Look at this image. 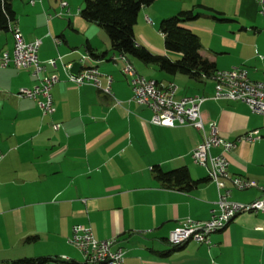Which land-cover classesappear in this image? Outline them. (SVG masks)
<instances>
[{
  "label": "crops",
  "instance_id": "crops-1",
  "mask_svg": "<svg viewBox=\"0 0 264 264\" xmlns=\"http://www.w3.org/2000/svg\"><path fill=\"white\" fill-rule=\"evenodd\" d=\"M11 6L15 18L9 26L15 25L26 41L40 39L38 60L56 55L64 64L87 59L80 68L94 64L100 86L108 85L109 92L67 81V69L56 59L45 70L57 76L49 89L53 110L41 113L34 99L14 94L18 86L37 82L30 67L0 65V264L38 255L54 258L44 264H83L80 252L67 241L75 223L89 225L96 238L115 236L112 248H121V264H264V212L259 211L237 213L209 233L207 244L189 240L172 249L166 235L179 219L203 220L216 207L214 183L190 157L199 131L149 121L150 110L130 98L118 52L110 49L96 23L79 16L81 5L71 11L67 3L68 12L59 17L48 16L63 11L50 0H11ZM185 9L196 15L180 25L196 34L199 54L217 71L243 66L249 79L264 78V14L255 0H152L139 7L132 26L135 41L176 58L177 52L164 49L157 23ZM13 31L0 30V55H10ZM85 44L103 52L102 57H89ZM125 58L144 79L175 83V97L206 96L199 105L202 122H214L221 136L233 139L256 130L258 138L239 141L224 152L228 173L252 185L239 190L224 179V186L233 200L261 195L264 114L250 111L242 101L210 98V77L198 81ZM210 151L216 154L220 148ZM153 165L162 170L185 166L197 182L188 190L161 186ZM29 235L35 238L25 241Z\"/></svg>",
  "mask_w": 264,
  "mask_h": 264
},
{
  "label": "built area",
  "instance_id": "built-area-1",
  "mask_svg": "<svg viewBox=\"0 0 264 264\" xmlns=\"http://www.w3.org/2000/svg\"><path fill=\"white\" fill-rule=\"evenodd\" d=\"M32 0H30L31 2ZM258 12L264 14V0H255ZM62 10L54 11L48 16H61L68 12L66 0L58 1ZM14 37H12V48L10 55L2 52L0 65L13 64L16 68L30 67V75L36 79L31 86H18L15 95L32 98L35 100L41 113H50L53 110L50 86L57 80L53 72H45L46 68L54 67L55 60L60 56L49 57L44 61L37 59L36 51L40 43L39 38L26 41L22 38L18 28L14 26ZM54 41L57 38L53 37ZM84 57V55L82 56ZM114 58V57H112ZM118 58L123 61L121 72L127 77L131 89V99L142 106L147 107L151 114V123L173 126L189 125L197 129L200 139L192 147L190 157L192 161L202 167L206 177L211 180L217 190L215 208L210 210L209 216L203 220L183 217L168 230L166 242L170 245H180L192 240L198 243L207 244L210 232L217 230L218 225H224V218H232L243 211L264 212V186H260L261 195L250 201H238L229 197V191L224 186V179H227L235 189H246L252 185L251 181L239 175L229 174L227 171V159L224 152L231 150L239 141H251L259 137L256 130H248L233 139L221 136L214 122L204 124L199 112L200 103L206 98L200 94L174 96L176 84L170 81H161L154 78L144 79L125 59L119 54ZM63 69L67 64L61 62ZM221 80L230 83V90L227 92L212 91L209 96L213 99H230L242 101L250 111L264 114V78L252 80L246 75L243 66H231L227 69H219ZM98 70L94 64L82 66L76 73L66 71V80L73 84L90 83L103 92L108 93V85L100 86ZM107 82L109 81V76ZM56 128L58 123H52ZM212 147H219L218 153H212ZM115 236L96 238L89 225L75 223L70 227L67 241L74 245L80 252L83 264H121L123 261L120 247L112 248L115 243Z\"/></svg>",
  "mask_w": 264,
  "mask_h": 264
},
{
  "label": "trees",
  "instance_id": "trees-1",
  "mask_svg": "<svg viewBox=\"0 0 264 264\" xmlns=\"http://www.w3.org/2000/svg\"><path fill=\"white\" fill-rule=\"evenodd\" d=\"M152 0H82L78 9L79 16L100 26L108 39L110 49L118 54L131 56L142 63H151L167 73H180L192 79L201 81L211 77L217 70L213 62L202 57L199 52V41L191 30L180 25V22L195 17L190 9L179 10L176 13L162 17L157 23V30L162 35L164 49L175 51L178 56L170 59L166 55L151 52L142 44L135 41L132 26L141 5L149 4ZM15 18L11 0H0V30L10 29L9 23ZM12 31V28H11ZM86 53L93 59L101 58L103 52L96 53L85 44ZM154 178L161 186L188 190L197 180L189 176L185 166L162 170L159 166L151 167ZM35 238L34 235L25 237V241ZM179 245H172V249ZM54 259L46 255L21 256L3 261V264H44ZM73 264V263H68Z\"/></svg>",
  "mask_w": 264,
  "mask_h": 264
},
{
  "label": "bare ground",
  "instance_id": "bare-ground-1",
  "mask_svg": "<svg viewBox=\"0 0 264 264\" xmlns=\"http://www.w3.org/2000/svg\"><path fill=\"white\" fill-rule=\"evenodd\" d=\"M13 37H14V31H13ZM119 55H120V54H119ZM121 57L127 61V59L125 58V56H122V55H121ZM127 62H128V61H127ZM128 63L134 68V66H133L130 62H128ZM134 69H135V68H134ZM135 70H136V69H135ZM213 78H214L215 83H216V85H215V91H219V92H227V91L230 90V83H229V82H226V81H217V80H221V72H219V71L215 72ZM258 114H259V113H258ZM229 220H231V218H224V225H218V226H217V231H218L219 229H222V228L227 224V222H228Z\"/></svg>",
  "mask_w": 264,
  "mask_h": 264
},
{
  "label": "rangeland",
  "instance_id": "rangeland-1",
  "mask_svg": "<svg viewBox=\"0 0 264 264\" xmlns=\"http://www.w3.org/2000/svg\"><path fill=\"white\" fill-rule=\"evenodd\" d=\"M50 1H52V4H54V3H58V1L59 0H50ZM67 3H68V6H69V8H71V11H75L76 10V8H78L81 4H82V0H67ZM55 8V7H54ZM64 18H65V16H63ZM100 27V26H99ZM100 29H101V31H103V33H105L104 32V30L100 27ZM131 59L132 60H137V61H140V60H138V59H136V58H133V57H131ZM88 60L87 59H83L81 62H82V64H85V62H87ZM13 65V64H12ZM142 75V74H141ZM144 76V75H143ZM146 78H153V77H148V76H145ZM127 78V77H126ZM211 79H212V81H213V84H214V91H215V85H216V83H215V80H214V78H213V75H211V77H210ZM128 80V79H127ZM178 83V82H177ZM179 85H181L180 83H178ZM130 86V85H129ZM182 87L184 86V85H181ZM74 246V245H73ZM75 247V246H74ZM76 248V247H75ZM77 249V248H76Z\"/></svg>",
  "mask_w": 264,
  "mask_h": 264
},
{
  "label": "water",
  "instance_id": "water-1",
  "mask_svg": "<svg viewBox=\"0 0 264 264\" xmlns=\"http://www.w3.org/2000/svg\"><path fill=\"white\" fill-rule=\"evenodd\" d=\"M81 59H73L71 61H69L67 68V71L71 72V73H76L77 70L80 68L81 66Z\"/></svg>",
  "mask_w": 264,
  "mask_h": 264
}]
</instances>
